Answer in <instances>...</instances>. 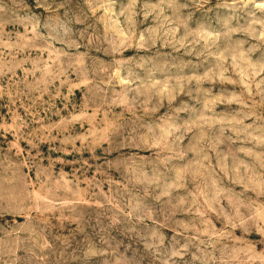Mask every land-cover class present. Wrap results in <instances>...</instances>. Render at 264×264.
I'll use <instances>...</instances> for the list:
<instances>
[{
    "label": "rangeland",
    "instance_id": "obj_1",
    "mask_svg": "<svg viewBox=\"0 0 264 264\" xmlns=\"http://www.w3.org/2000/svg\"><path fill=\"white\" fill-rule=\"evenodd\" d=\"M0 264H264V0H0Z\"/></svg>",
    "mask_w": 264,
    "mask_h": 264
}]
</instances>
